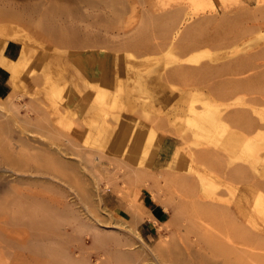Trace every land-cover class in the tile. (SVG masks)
Listing matches in <instances>:
<instances>
[{
	"label": "rangeland",
	"instance_id": "374dc122",
	"mask_svg": "<svg viewBox=\"0 0 264 264\" xmlns=\"http://www.w3.org/2000/svg\"><path fill=\"white\" fill-rule=\"evenodd\" d=\"M51 8L55 10L50 12ZM263 8L264 0H0V25H18L30 36L29 44L16 41L22 51L26 45L30 48L27 59L18 60L22 69L12 92L20 108L19 118L25 116L27 108H34L32 117L39 113L53 119L59 131L17 121L18 114L8 109L0 119L10 121L15 128L24 126L31 146L41 152L64 150L63 156L53 155L74 162L77 170L72 174L68 170L56 172L42 159H31L26 165L12 162L34 171L28 172L33 175L26 182H14L20 190L41 192V199L52 198L53 202L59 197L51 188L56 180L54 184H60L61 190L71 194L70 200L77 201L74 206L79 220L63 224L56 235L61 246L70 248L77 257L87 253L93 264L105 251L127 255L124 264L199 263L204 253L202 241L187 226L182 231L175 228L172 255L166 250V254L164 250L158 253V241L170 234L169 220L159 226L154 240L147 242L137 229L138 223L126 222L105 206L104 199L98 202L94 171L86 169L77 155L80 151L100 157L102 163L98 161L97 166L105 164L101 168L105 167V174L114 180L103 198L116 191L128 197L132 206L134 196L126 192L129 169L117 171L111 162L152 166L150 160L161 131L173 133L183 142L181 156L188 161L185 171L196 184L198 210L194 217L198 226L210 229L213 241L228 246L226 230L234 225L264 235ZM47 12L48 19L44 17ZM120 15L129 26L112 28L115 16ZM171 15L181 21L175 31L171 30L175 43L165 39L163 31ZM142 19L149 25L140 29ZM62 34L76 37L79 43L62 42ZM37 75L44 79L39 86L34 83ZM140 77L147 83L154 81L144 92L136 85ZM163 98L165 103L160 101ZM206 98L212 102L207 104ZM144 101L150 109L140 112ZM204 152L213 153L212 162L201 156ZM237 165L243 167L235 176L231 169ZM55 173L61 182L53 178ZM160 181L166 183L162 177ZM68 183L77 191L70 190ZM7 186L0 188V199L14 195ZM177 193L175 198L180 195ZM60 199L65 201V197ZM218 207L225 209L219 221L213 219ZM3 211L0 218L6 220L11 210ZM10 223H0L1 230L16 237L20 231L29 233L33 240L37 237L29 225ZM76 224L98 225L105 247L91 248L93 235L75 232ZM236 240L238 252L248 254L249 262L264 264V249ZM220 256H213L211 264H233Z\"/></svg>",
	"mask_w": 264,
	"mask_h": 264
},
{
	"label": "bare ground",
	"instance_id": "6f19581e",
	"mask_svg": "<svg viewBox=\"0 0 264 264\" xmlns=\"http://www.w3.org/2000/svg\"><path fill=\"white\" fill-rule=\"evenodd\" d=\"M259 2H262V0H259ZM54 10L55 9L51 8L50 12H52ZM143 11H145V10H143ZM148 12H152V11L148 10ZM146 13H147V11H146ZM48 14H49V12L44 14V17L46 19H48ZM6 15H8V14H6ZM172 15H175V14H172ZM172 15L169 16L170 18L168 20H166V22H165L166 27L163 31H165L164 33L166 34L165 39L168 37V39H170L169 42L175 43L176 39H175V35L173 34V31H175L174 27L176 29L181 24V21L179 19V16L175 17ZM141 16H142V18L143 17L146 18L145 14H143ZM125 22L126 21L124 20V18L121 17V15L115 16L114 22L112 23V28L117 27V28L126 29L127 26H129L128 25L129 23L127 24ZM149 23H150V21H149ZM148 25L149 24L145 21V19H142L138 26H140L139 27L140 29H143V28L147 27ZM108 28H111V27H108ZM171 30H173V31L171 32ZM254 30H255V28H254ZM0 36L3 38L0 41V62L5 64L6 66L11 67L12 72H13L12 83H13L14 87H16L17 79H18V76H19L21 69H22L21 64L18 61L16 62V61H13L12 59L4 57L3 49L10 40L29 44L30 36L27 35V31L25 28H20L18 25H14V26H10V27L0 25ZM59 37H61L59 39L65 43H75V44L79 43L77 38L74 36H66L65 34H62V36L59 35ZM181 39L183 40L185 38L182 37ZM71 48H72V46H71ZM29 53H30V48L28 47V45H26L22 51V55L20 58L21 61L26 60ZM247 68H246V70H247ZM250 68L251 67H249V69ZM256 68L254 67V69H256ZM240 74H241V72H240ZM42 78H43V76H38V75L36 77H34L35 85L37 84L39 86V84L42 82V80H44ZM14 97H15L14 93L9 94L6 97V99L0 97V118H1V116L6 115L5 113L8 109L9 111H13V113L18 114L17 121L21 120L26 124H33V125H35L39 128H42V129L47 128L50 130H55L57 132L59 131V129H57L53 125L54 124L52 122L53 119L51 121L47 117L41 116L42 114L40 115L39 113L35 117H32L30 115V113H31V111L35 110L34 108L33 109L27 108V111H25V112H27L25 114V116L19 118L20 108L18 107L17 103L15 102ZM2 99L5 101H2ZM206 100H207V104L212 102V101H210V98L209 99L206 98ZM6 105H8V106H6ZM71 125H72V123H71ZM25 131H26V128L24 126H19V128H15V127L11 126L10 121L0 119V161H1L0 163L3 164V162H4V165H2V164L0 165V178L4 179V181L0 182V188L4 187L5 185L6 186L8 185L7 187L11 188L10 190L14 191V195L12 197H7V196L5 197L3 195L4 198L0 199V212H2L4 209L11 210V213L9 214V217H11V219H9V217H8L9 220L8 219L3 220L0 218V223L3 222V224L9 225V224H11L10 223L11 221H14L17 223L22 222V224H24V225H29V227H31L32 230L36 233L37 237L35 238V240H33V239L29 238V233H27V232L24 233L23 231L22 232L20 231L18 233V235H20V236L16 237V236L10 235L7 230L6 231L3 229L1 230V228H0V264H14L13 263L14 262L13 259L15 256L14 254L18 251L25 256L26 260L29 257L32 258L34 261V263H32V264H93L85 256L87 253L83 256H79V257L75 256L74 252L72 250H70V248H67V246L64 247V244L61 246L62 243H59L58 238L56 237V235L59 234L58 232L60 230V226H62L65 223H74V222L79 220V217H77L76 212H75L76 207L74 206V203L75 202L77 203V201L73 200L74 198L72 200H70L72 198V197L70 198L71 194L68 195L67 192L65 193L64 188H63L64 190H61L60 184L58 182H57V184H59V186L55 185L54 183H56V180H55V182H52L53 184H52L51 188H53V190H55L56 194L59 195V197L57 198V200H54L53 202H51V200H53L52 198H49L48 200H46V198L44 197L43 199H41V196H42L40 194L41 192L29 193L26 191H22L18 188V186H15L14 182H17V183H20L21 181L26 182V180H28L27 177L31 178L33 175V174L29 175L30 173H28V172H31V171H32V173L34 172L33 170H29L27 168V166L25 168L24 165L20 166V167H18L19 165L15 166V163L13 165L12 162L15 160L19 161L20 163L22 162L26 165L31 159H35V160L42 159V160H45L47 165L52 167V169L54 171L60 172V173H62V172L67 173V170H68V172L70 171L69 173L72 174L76 170L74 162H70V161L64 160V158H62V157L59 158L58 156L53 155L56 153H58V154L61 153L63 156L64 152H65L64 150L59 149V152H56V151H52L51 149H49V150H43L42 149V152H41L40 149L37 148V146H31V143L29 142L30 138L27 135H25ZM67 140L69 141V143L71 142V140L69 138ZM32 149H38V152L37 153H31ZM77 155L84 162L86 169L94 171L95 179H96L95 180L96 181V188H97V200H98V202L103 201V199H104L103 194L112 188L113 182H114V180H111V177H108L105 174V167H104V169L101 168L102 166H106V165L104 164L101 167L97 166L98 165L97 162L99 161L100 163H102V159L100 157L93 156L90 152L82 153L79 151ZM212 155H213L212 152L211 153L204 152V154L202 153L201 156L207 157V160L205 159L206 162H212V160H213L212 158H214V157H212ZM120 161H121V159H120ZM200 161H201V159H200ZM36 162H38V161H36ZM123 162L124 161H122V163ZM111 163L116 164L115 169L117 171L118 170L120 171L123 168L129 169L128 175H126V178L128 176V178H127L128 181L126 182V184L128 185L127 186L128 188L126 189V192L128 195H131V197L134 196L133 197L134 202L132 203V206H131L133 213H134V218L132 220L127 219L126 222L138 223V222L144 220L147 216H149V214H148L149 211L146 212V210L148 208L145 210L146 207L144 208L142 206V204L140 205L138 203V200H137V197H139L138 194H139L142 186H145L148 189H150V191H152V193H153L154 198H157L160 201L163 200L162 202H164V205L166 208H168L170 205H174L173 217L169 220V222L167 221L169 223V226L171 227L170 234L165 233L164 237L163 238L161 237L160 241H158V244L155 247L156 252L161 253V251L163 252V250H164L165 254H166V251L168 254H171L172 247H173L172 244L175 243L172 240V239H174L175 228H177V229L180 228L181 230L179 229V231H182L184 228H187V227H188V230L190 233L192 232L193 234L198 235L199 240L202 241L201 242L202 246H200V247H202V249H204V253H202L203 255L200 258L198 256V258H199L198 264H211V259L213 258V256L219 257V255H222L220 257H224L226 259V261H228L227 259H231L233 264H252L248 260L249 255L247 253H245V254H247V256H246V255H244V253L238 252V250H237L238 246L236 247V244H237L236 239H238V241H244L247 243L252 242L256 245L255 246L256 248L264 249V235H262L261 233H255V232L251 233L250 230H243L240 228H235V227H237L236 225H234L233 228L231 227V228L226 230V237L223 234V236L225 238H227V242L230 243L229 246L224 245V244H220V243L216 242L215 240L213 241L212 231L210 229L201 228L200 226H198L199 224L196 223V219L194 216H197V215H195L196 214L195 212L198 210V207H197L198 203L196 200V198H198V197L195 198L196 184L194 183L193 179H191V177L186 176V178H185V177L176 175L177 173L172 174L169 171H164V172L162 171L161 173H158L157 170H154L151 167H148V168L137 167V166L130 165L127 162H124V163H126V165L124 163L122 165H120L121 162L114 161V160ZM123 165H125L126 167L125 166L123 167ZM117 171H115V172H117ZM167 172H169V173H167ZM236 173L233 175L237 176ZM114 174H117V173H114ZM2 175H4L5 177H3ZM58 177H59L58 174H56V173L53 174L54 179H56ZM160 177H162V180L165 179V182H166L165 184H162V182L160 181ZM60 179L63 180L62 178H58V181ZM127 179H125V180H127ZM61 180H60V182H61ZM68 182H70V181H68ZM65 183H67V182H65ZM65 183H63V184H65ZM68 184L70 185V183H68ZM75 184H76L75 182H74V185L72 183V186H75ZM72 186L70 185V190H71V188L74 189ZM35 187H37V186L35 185ZM123 189H125V187L123 188V186H122V190ZM74 190H76V188ZM76 191H74V192L76 194H78V192H76ZM175 192L180 193L178 198H175ZM69 193H71V192H69ZM75 193L73 195H75ZM178 193H177V196H178ZM60 196L65 197V201L61 200ZM73 197H75V196H73ZM76 203H75V205H76ZM214 210H216L217 213L215 211L216 214L213 215V217H214L213 219L214 220L216 219L219 221V217L222 215L224 216L223 211L225 209H223L222 207L221 208L218 207ZM220 211H222V213H220ZM3 213H5V212L3 211ZM225 220H227V219H225ZM128 225H129V227L131 226V224H128ZM162 226L163 225L161 224L160 227H162ZM132 230H134V228H132ZM74 231L78 232V233L87 232L88 235L89 234L93 235L94 243H93V246H91V248L95 247V249L101 250L105 247V244H106L105 237L99 231L98 225H88L87 226V225L80 224L74 228ZM21 233H23V235ZM183 234H184V232H183ZM220 234H222V233H220ZM198 243H200V242H198ZM195 247H197V245ZM195 249H197V251H198V247ZM241 250H243V249H241ZM174 254H175V252H174ZM187 255H188V253H187ZM190 255H192V254H190ZM191 257H193V256H190V258ZM262 258H264V257H262ZM99 259L100 260H96L97 262L95 264H124L126 262V260L128 259V256L122 252L105 251V253L102 254V258H99ZM189 260H191V259H189ZM192 260H193V258H192ZM193 264H195V263H193Z\"/></svg>",
	"mask_w": 264,
	"mask_h": 264
},
{
	"label": "crops",
	"instance_id": "0c3cea01",
	"mask_svg": "<svg viewBox=\"0 0 264 264\" xmlns=\"http://www.w3.org/2000/svg\"><path fill=\"white\" fill-rule=\"evenodd\" d=\"M3 55L4 57L12 59L13 61H18L22 55V46L16 41H10L4 47ZM92 73L93 78H95L94 71ZM12 76L13 72L11 67L0 62V97H7L14 91ZM88 77L91 78L90 72L88 73ZM140 78L141 81H138L139 79L136 78V83H138L136 85L138 90L140 89L139 91L144 92L145 90L149 89L147 87L153 84L154 81L149 80L147 83L143 77ZM165 100L167 99L163 98L160 101L165 103ZM148 105L149 104L145 103V101L142 102L140 104L141 109L139 111L141 112L142 109L148 111L150 109ZM181 147H183V142L177 135L161 131L158 138V144L155 148V153L150 160V164L152 165L150 167L154 170H157L158 173L167 170L172 174L177 173L176 175L186 178V176H189L185 171L187 170L188 161L186 156H181ZM241 167L243 166H233L231 169L232 173L235 174L241 169ZM138 196V203L140 205L142 204L144 208L146 207L145 210L148 208L146 212L149 211V216L138 222L137 229L145 241L152 242L159 232V226L173 217L174 205H170L168 208H166L162 202L154 198L152 191H150V189L145 186L141 187ZM129 200L130 199L128 197H121L116 191H113L105 195L104 204L107 208L118 213L122 218L132 220L134 218V213L130 206ZM14 255V264L33 263L32 258L29 257L26 260L25 256L19 251Z\"/></svg>",
	"mask_w": 264,
	"mask_h": 264
}]
</instances>
